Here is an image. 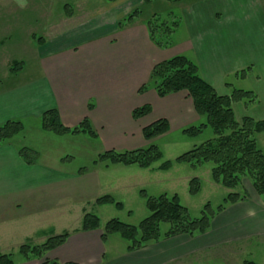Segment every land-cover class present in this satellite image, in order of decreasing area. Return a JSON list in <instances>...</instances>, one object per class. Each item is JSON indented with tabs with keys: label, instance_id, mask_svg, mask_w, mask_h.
<instances>
[{
	"label": "crops",
	"instance_id": "crops-1",
	"mask_svg": "<svg viewBox=\"0 0 264 264\" xmlns=\"http://www.w3.org/2000/svg\"><path fill=\"white\" fill-rule=\"evenodd\" d=\"M120 1L112 2L110 7H102L103 13L87 16L89 21H85L77 32L55 31L51 40L45 37H39L42 39L38 40L32 34L33 49L20 61L18 70H11L15 58L0 54V126L10 120H20L24 125L20 135L0 143V253L9 245L10 239H27L35 233L49 236L44 230L27 231L21 220V210L28 202H31L28 206L30 211H35V203L37 208L40 206L45 183L42 174L37 176L34 172L38 163L29 165L19 153L21 147H30L17 141L26 135V121L33 119L39 123L46 110L55 108L60 112L62 123L68 127L77 126L88 117L95 130L107 124H116L114 131L117 132L118 122L133 117L135 107L160 99L154 89L145 92L139 89L148 82L153 66L170 56L161 53L156 55L155 51H160V48L151 41L146 24L142 29L133 26L121 28L120 21L114 17L122 9L115 6ZM213 1L195 0L192 4L187 3L186 24L193 52V57H188L197 63L202 77L222 95H229L233 88H238L227 83L231 75L238 78L236 74L240 70L251 68L243 79L250 82V87L242 86L240 89L253 90L259 98L258 102L249 106L237 102L233 108L237 120L242 121L245 116L263 120L264 11L261 0H242L244 17H254L242 23L233 17L229 19L231 22L221 20L219 16L222 10L213 9ZM27 7L19 3L12 5L11 9L22 11ZM209 7L211 12L208 11ZM64 8L65 18L74 20V11L71 9L68 12L69 5ZM231 15H234L233 12ZM83 17L81 21L86 19L85 15ZM130 22L134 23L133 20ZM6 32L2 36L4 39L12 34L11 31ZM116 35H120V42ZM36 39L38 41L34 46ZM166 97L170 99L165 102L166 105L173 104L177 111L182 112L185 122L192 117L195 120L202 119L184 92ZM161 116L168 120L171 118L167 114ZM38 126L43 129L42 124ZM101 164L104 165L99 162L93 166L94 170L74 176L60 174L57 181L75 179L86 187L89 183L87 177L98 179L100 170L108 171L117 167H101ZM249 193L250 199L229 205L216 215L213 225L205 234L193 237L178 235L149 243L133 252H129L126 246L123 252L107 257L105 264H194L205 253H214L216 260L220 254L218 251L226 245L246 241L252 236H264V227L256 225L259 215L264 213V202L254 189ZM249 209L255 211V216L247 214ZM82 213L84 216L85 209H82ZM7 232L8 238L5 239L3 235ZM102 232V229H77L70 233L67 242L50 251L47 257L59 258L62 262L101 264L112 236L103 242ZM16 264L41 263L37 259L26 262L21 259Z\"/></svg>",
	"mask_w": 264,
	"mask_h": 264
},
{
	"label": "rangeland",
	"instance_id": "rangeland-1",
	"mask_svg": "<svg viewBox=\"0 0 264 264\" xmlns=\"http://www.w3.org/2000/svg\"><path fill=\"white\" fill-rule=\"evenodd\" d=\"M19 3L26 4L28 7L22 11L11 9L12 5ZM187 3L192 4L193 2L192 0L177 2L175 0H151L144 3L143 0L141 2L139 0H122L115 5L122 9L114 17L119 22L134 10H139L132 19L134 23L130 24V20L125 21L121 26L123 29L130 26L142 29L144 24H147V20L149 18L153 19V17L160 22H166L167 26H171L170 23L174 21H179L180 25L171 34V45L166 48L159 47L160 51H155V53L156 55L161 53L170 57L178 54L193 57L189 42L191 36H188L186 24L187 12L185 8L189 5ZM65 5H69L74 11V20L65 18ZM111 5L112 2L107 0H0V54L6 58H15L17 62H20L26 54H29L27 52L33 49L31 45L33 41L32 34H35L37 38L45 37L51 40L55 31L77 32L81 30L79 28L85 21H89L87 16H92L96 12L103 13L102 7L107 8ZM261 6L264 11V0H261ZM243 7L242 0H225L222 2L215 0L212 4L213 9L222 10V15L219 16L221 20L228 21L233 17L238 19L240 23L254 18L253 16L244 17ZM208 11L211 12L210 7ZM232 12L234 15H231ZM83 15L86 16V19L81 21ZM230 20L229 22H231ZM6 31H11L12 34L9 38L4 39L2 36L7 33ZM116 36L120 42V35ZM37 41L36 39L33 43L34 46H36ZM243 79L240 76L235 78L231 75L227 83L238 88L242 86L250 87V82ZM159 98L158 101L146 103L152 105V112L149 116L147 115L138 120H134L132 117L123 119L117 124V132L114 131L116 124H107L102 129L96 130L98 138L84 133L58 135L52 131L39 129L38 124H43L41 122H34L33 119L26 121V135L17 139V141L19 140L30 146L31 148H29L36 152L35 158L38 165L34 172L37 173V176L42 174L43 182H45L39 200L40 206L37 208V203H35V206H33L35 211H30L28 206L31 205V202H28L21 210L23 214L21 220L24 227L27 228L26 230L29 232L33 229H37L38 232L44 230L49 236L59 235L64 231L80 230L81 219H83L82 209H85V213H94L99 216L103 226L111 219H120V221L138 225L149 215L150 211L146 206L147 198L142 196L141 190H145L147 195L152 197L164 193L168 195L177 194L182 205L191 212L193 217L201 216L204 205L208 202L214 207L222 204L231 190L212 180L211 164L193 168L190 164L182 163L181 165L177 163L169 171L154 169L144 171L136 165H117V167L108 171L100 170L98 179H92V176L87 177L86 181H89V183L86 187L83 185L84 183H78L75 179L57 181V176L60 174L74 176L81 173V169L94 170V162L99 153L112 148L122 152L147 148L151 144H155L164 152L163 161L175 160L180 155L214 136V131L211 128L205 129L196 137L188 135L184 132L185 129L199 126L206 118L201 117L202 119L195 120L192 117V119L185 122L182 112L177 111L173 104L166 105L170 99H165L167 97L164 99ZM162 114L171 117L169 120L171 130L153 140H147L142 134V129L144 126L162 118ZM115 133H117V136H115ZM256 139L257 144H259L258 147L264 152V133L258 134ZM160 163L157 162L154 167L159 166ZM104 165L101 164L100 166L104 167ZM193 178L201 180L203 190L199 194L191 196L189 182ZM243 185L244 189L253 190L248 179L244 180ZM104 195L114 196L117 202L122 203L123 208H118L114 204H97L96 200ZM256 225L264 227V213L259 215ZM7 234L8 232L3 235L5 239L8 238ZM49 236L45 237L42 234L35 233L27 239L25 237L18 238V240L10 239L9 245L3 248L1 253H14L15 260L18 262L22 259L18 254V248L21 245L25 243L39 245L47 241ZM127 245L128 243L118 234H113L106 245L102 261L105 263L107 257L123 252ZM218 252L220 254L216 256V260L213 256L214 253H205L201 259L198 257L199 259L194 264H244L245 261L264 264V236H252L251 239L246 241L226 245ZM46 255L48 256V253ZM56 259L62 262L61 259Z\"/></svg>",
	"mask_w": 264,
	"mask_h": 264
},
{
	"label": "trees",
	"instance_id": "trees-1",
	"mask_svg": "<svg viewBox=\"0 0 264 264\" xmlns=\"http://www.w3.org/2000/svg\"><path fill=\"white\" fill-rule=\"evenodd\" d=\"M117 2L118 0H107ZM151 0H143L144 3ZM184 1V0H175ZM195 1V0H192ZM71 8L68 9L70 12ZM139 12L134 10L126 18L120 21L122 26L125 21H131ZM151 41L161 48L171 45V34L175 31L179 21H174L171 26L166 22H160L155 17L149 18L146 22ZM42 38H38L40 40ZM21 62H14L11 70H18L17 66ZM251 68L240 70L237 76L245 78ZM154 89L157 95L164 98L174 93L184 92L193 102L195 112L206 118L197 127H189L184 130L190 136H198L205 129L211 128L214 136L203 143L195 146L194 149L180 155L175 160H164V152L155 144L147 148H137L118 152L109 149L98 155L94 165L99 162L105 167L111 165H136L141 169H154L169 171L174 165L185 163L193 168L203 167L211 164L212 180L231 190L224 198V202L214 207L210 202L206 203L203 213L199 217H193L191 212L182 205L177 194L167 193L159 196H148L145 190L141 194L146 199V206L149 215L138 225L123 222L120 219H111L103 226L101 219L94 213H85L81 222L80 230L92 231L102 229L101 239L107 241L108 237L118 234L129 245V252L144 248L149 243L178 236H196L205 234L213 225L212 221L216 215L222 213L227 206L250 199V191L244 189V180L248 179L255 193L264 202V152L258 147L256 136L264 133V119L255 120L245 116L242 121L237 120L233 104L243 102L246 106L258 102V97L253 90L233 88L229 95H222L208 83L201 75L197 63L186 55L178 54L165 60L157 62L150 73L148 82L144 83L139 91L145 92ZM152 105L146 104L135 108L132 111L133 119L138 120L151 114ZM60 112L57 109H48L41 118L42 128L52 131L55 134L63 135L67 133L88 134L98 138V133L92 126L88 117H85L77 126L68 127L62 123ZM9 122V123H8ZM0 126V143L9 141L24 130V125L20 120H10ZM171 130L170 121L167 118H159L155 122L144 126L142 134L147 140L167 133ZM21 157L30 165L36 163V152L28 147L19 149ZM33 156V157H31ZM157 162L160 165L154 167ZM87 169H81L84 173ZM189 193L197 195L203 190L199 178H193L189 182ZM242 188V189H240ZM97 204H114L118 208H123L122 203L117 202L114 196L104 195L96 200ZM167 226V227H166ZM69 231H64L59 235H51L47 241L39 245L25 243L18 248V254L23 260L29 261L37 259L41 264H79L77 262H60L58 259H50L47 253L57 249L70 236ZM104 259V257H103ZM14 253H0V264H16ZM101 264H105L103 261ZM244 264H257L253 261H245Z\"/></svg>",
	"mask_w": 264,
	"mask_h": 264
},
{
	"label": "clouds",
	"instance_id": "clouds-1",
	"mask_svg": "<svg viewBox=\"0 0 264 264\" xmlns=\"http://www.w3.org/2000/svg\"><path fill=\"white\" fill-rule=\"evenodd\" d=\"M247 214L249 216H255L256 213H255V211L253 209H249L248 212H247Z\"/></svg>",
	"mask_w": 264,
	"mask_h": 264
}]
</instances>
